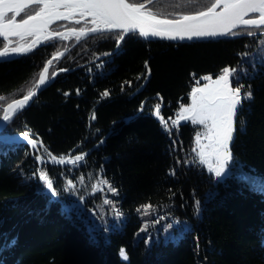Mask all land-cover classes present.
<instances>
[{
    "label": "trees",
    "instance_id": "obj_1",
    "mask_svg": "<svg viewBox=\"0 0 264 264\" xmlns=\"http://www.w3.org/2000/svg\"><path fill=\"white\" fill-rule=\"evenodd\" d=\"M209 3L154 0L149 7L176 19ZM81 26L60 21L51 27ZM75 42V37L56 39L0 62V96L6 98L0 104L6 105L20 98L19 89L31 86L57 51L69 49L53 60L49 75L68 71L3 130L14 137L0 140V264H264V193L232 175L218 180L207 166L192 162L198 125L182 121L169 134L153 115L159 94L161 114L175 118L179 106L190 102L197 81L216 78L225 67H243L244 56L261 47L264 36L175 43L132 35L117 48L115 33H104ZM237 78L245 89L250 86L253 98L244 103V129L233 142L230 166L240 163L264 178V61ZM105 90L108 97L101 95ZM25 132L37 140L39 151L24 139ZM40 141L56 156L96 147L79 166L61 165L51 162ZM41 169L53 179L56 196L34 175ZM101 178L118 195L106 186L94 191ZM69 180L74 189L67 190ZM104 199L112 200L121 215ZM196 200L201 201L199 215ZM146 204L153 205L149 215L137 211ZM160 217L166 219L154 223ZM148 222L147 231H141ZM170 223L167 230L176 239L164 240L161 230ZM12 240L14 246L4 247ZM121 248L128 261L122 260Z\"/></svg>",
    "mask_w": 264,
    "mask_h": 264
},
{
    "label": "snow or ice",
    "instance_id": "obj_2",
    "mask_svg": "<svg viewBox=\"0 0 264 264\" xmlns=\"http://www.w3.org/2000/svg\"><path fill=\"white\" fill-rule=\"evenodd\" d=\"M153 2L154 0H0V37L3 38L0 41V61H8L14 55H28L35 51L41 43L56 39L68 40L71 37H75L79 42L89 35L102 36L104 33H115L117 48L126 42V37L132 35L145 40L160 38L173 41L215 40L242 34L255 36L258 33L264 36V0H210V3L201 10L180 14L176 19L161 18L149 7ZM29 9L33 10L27 11ZM60 21L83 26L70 27L67 28V31H57L51 27ZM238 28L244 29V32L236 31ZM28 37L32 39L28 40ZM63 55V51H57L53 58L47 61V66L43 67L31 86L19 89L22 93L20 98H14L6 105L0 104L3 121H11L18 112L33 101L42 86L55 78L58 73H53L50 77L49 66L52 65L53 60L59 59ZM145 68L147 75H150L151 69L148 68L147 61ZM60 71H68V69ZM235 72V69L225 67L215 79L211 75L202 77L207 83L191 90V103L181 104L175 118L168 117L166 119L161 114L163 97H160L159 94L157 96L161 102L153 106V115L159 120L163 130L169 134L173 128L178 131L182 121L203 126L204 131L195 136V147L192 149L195 158L192 162L207 166V170L213 173L218 180L226 178L230 172L229 166L234 159L232 145L238 133L244 129L245 122L240 118L244 103L253 98L250 86L245 89L244 85L237 81L236 86L233 87L232 78H234ZM126 83L131 84L130 81ZM197 85H199V81H197ZM77 94H79V90H77ZM101 95L108 97L110 93L105 90ZM5 99L4 96H0V101H5ZM140 110L143 111V103ZM95 118V112H93L91 119ZM23 137L33 147H37V140L30 138L29 133L25 132ZM202 137L206 143L202 142ZM39 143L43 146L42 141ZM43 148L54 164L79 166L86 161L88 156V153L84 152L75 156L70 154L56 156L49 151L47 146H43ZM37 159L41 163H47L42 157H37ZM37 174L52 196H56L54 181L48 172L41 169L38 170V173H34V175ZM170 174L175 175V169H172ZM240 178L249 182L253 190L264 193V178L248 176ZM80 180L83 182V177H80ZM67 183L69 186L67 190L75 188L72 180ZM104 186L113 195H118V189L105 178L98 179L92 188L94 191L102 192ZM103 204L112 205L116 214L121 215L112 200L104 199ZM194 209L195 214L199 215L201 201L194 202ZM141 210H143V214L149 215L151 214L150 210H153V205H142L137 211ZM66 211H70V209H66ZM160 219H166V217H160L154 223H159ZM174 223L179 224L180 222L176 220ZM147 227L148 225L145 224L141 231H147ZM170 228H172L171 223L166 225L165 231ZM168 238L175 239L172 234H169ZM14 244V240L6 241L4 247H12ZM119 254L122 260L128 261L126 249L121 248Z\"/></svg>",
    "mask_w": 264,
    "mask_h": 264
},
{
    "label": "rangeland",
    "instance_id": "obj_3",
    "mask_svg": "<svg viewBox=\"0 0 264 264\" xmlns=\"http://www.w3.org/2000/svg\"><path fill=\"white\" fill-rule=\"evenodd\" d=\"M244 60H245V65L243 67L235 68L236 72H235L234 78L239 77L245 71V69H247L248 67L250 68V66H253L254 68H256V66L258 65L259 62L264 61V43L256 51H253V52H251V54L244 56ZM213 79H215V78H213ZM202 81H203V79L201 78V80H199V85L196 84L195 87H197V86L202 87L204 85V83H207V81H204V82H202ZM190 103H191V98H190V102L188 104H190ZM188 104H185V105H188ZM198 126L200 127L198 133L203 132L204 131L203 126H200V125H198ZM194 141H195V139H194ZM202 142L206 143V141L203 139V137H202ZM229 167H230V172L228 174L229 176H231V175L235 176V178L247 183L249 186H251V184L249 182H246L245 180L241 179L240 178L241 176H248L251 178H259V176H257L256 174H253L250 170L246 169L240 163H234L232 167L231 166H229ZM147 225L149 227V222L147 223ZM161 232H163V239L167 240L168 236H169V231L168 230L165 231V229H164L163 231L161 230ZM159 234L160 233H158V235ZM172 236H174L176 239L175 235H172ZM151 238L152 237H149V241L151 240Z\"/></svg>",
    "mask_w": 264,
    "mask_h": 264
},
{
    "label": "water",
    "instance_id": "obj_4",
    "mask_svg": "<svg viewBox=\"0 0 264 264\" xmlns=\"http://www.w3.org/2000/svg\"><path fill=\"white\" fill-rule=\"evenodd\" d=\"M161 18H164V17H161ZM168 19H171V18H168ZM239 29H241V28L236 29V31L239 30ZM63 31H67V29H65V30H63ZM89 36H91V35H89ZM239 36H241V35H239ZM230 37H231V36H230ZM223 38H228V37H221V38H217V39H223ZM0 39H3V38L0 37ZM83 39H85V38H82L79 42H81ZM149 40H150V41H154V40H166V41H172V42H175V43H181V42L184 43V42L207 41V40H210V39H193V40H183V41L176 40V41H173V40H168V39L151 38V39H149ZM79 42L76 41V42L74 43L73 46L77 45ZM43 44H44V43H41L37 48L41 47ZM73 46H72V47H73ZM37 48H36V49H37ZM36 49H35V50H36ZM68 51H69V49H65V50H63L64 55H65ZM64 55H63V56H64ZM21 56H24V55H18V56H17V55H14V56H12L9 60H12V59H15V58H18V57H21ZM63 56H62V57H63ZM62 57H60V58H62ZM103 57H104V56L98 57L95 61L101 60ZM52 58H53V57H52ZM52 58H51V59H52ZM0 62H2V61H0ZM46 66H47V65H46ZM49 67H50V66H49ZM60 70H61V69L57 70L55 73H58V74H59V73L61 72ZM58 74H57V75H58ZM57 75H55V78H56ZM55 78H54V79H51L50 82H49L48 84H46L45 86H42V88H41V89L39 90V92H38V95L33 99V101H31V102L29 103L28 106H26L25 109H27L28 107H30V106L33 104V102L37 99V97L41 94L42 91H44L47 87H49L51 84L54 83ZM25 109H23L22 111H24ZM22 111L18 112V113L13 117V119H14L19 113H21ZM2 116H3V115H2ZM2 116H1V118H0V140H1V141H8V140H11V139L14 137V135L4 134V133H3V130L8 126V124H9L13 119H12L11 121H3ZM22 136H23V135H22ZM95 147H96V146H94V147L88 152V155L91 154V152L94 151ZM36 149H37V151H39L37 147H36Z\"/></svg>",
    "mask_w": 264,
    "mask_h": 264
},
{
    "label": "flooded vegetation",
    "instance_id": "obj_5",
    "mask_svg": "<svg viewBox=\"0 0 264 264\" xmlns=\"http://www.w3.org/2000/svg\"><path fill=\"white\" fill-rule=\"evenodd\" d=\"M237 81L240 83L238 78H232L233 87L236 86Z\"/></svg>",
    "mask_w": 264,
    "mask_h": 264
},
{
    "label": "bare ground",
    "instance_id": "obj_6",
    "mask_svg": "<svg viewBox=\"0 0 264 264\" xmlns=\"http://www.w3.org/2000/svg\"><path fill=\"white\" fill-rule=\"evenodd\" d=\"M18 18V17H17ZM259 34V33H258ZM259 36H261L260 34H259Z\"/></svg>",
    "mask_w": 264,
    "mask_h": 264
}]
</instances>
